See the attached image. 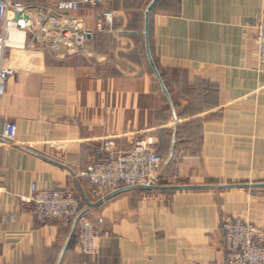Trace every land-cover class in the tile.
I'll list each match as a JSON object with an SVG mask.
<instances>
[{
	"label": "crops",
	"instance_id": "1",
	"mask_svg": "<svg viewBox=\"0 0 264 264\" xmlns=\"http://www.w3.org/2000/svg\"><path fill=\"white\" fill-rule=\"evenodd\" d=\"M23 1L39 10L51 0ZM113 0L112 30L97 11L79 12L85 49L67 53L34 34L12 33L16 73L0 102L17 143L0 138V264H227L222 219L264 225V64L255 23L264 0ZM26 43L25 48L21 46ZM153 137L165 158L159 185L92 196L82 176L104 157ZM62 188L98 224L99 254L83 255L74 224L40 221L22 201L31 185ZM14 215L11 220L10 216Z\"/></svg>",
	"mask_w": 264,
	"mask_h": 264
},
{
	"label": "built area",
	"instance_id": "2",
	"mask_svg": "<svg viewBox=\"0 0 264 264\" xmlns=\"http://www.w3.org/2000/svg\"><path fill=\"white\" fill-rule=\"evenodd\" d=\"M113 0H58L39 10L23 1L0 0V102L7 91L9 79L16 73L10 63L7 50L12 48L13 32L22 30L34 34L41 42L50 41L53 49L61 46L67 53H78L85 49L87 30L81 17L69 15L79 12L84 6L97 11L96 29L111 31L115 14L109 9ZM255 41L258 60L264 64V16L256 21ZM24 42L21 46L25 48ZM0 138L17 143V126L5 121ZM104 157L91 163L82 172L92 185V196L103 199L109 193L124 187L159 185V171L165 158L156 148L153 137H140L133 141L128 150H121L116 139L107 137L102 141ZM22 201L34 204L35 217L40 221L58 220L65 225L74 224L78 230L77 244L81 254H99L98 224L103 218H93L82 211L81 200L62 188H44L31 185V193L22 196ZM11 220L14 215L10 216ZM224 247L228 253L227 264H264V225H255L237 216L222 219ZM211 264V263H209Z\"/></svg>",
	"mask_w": 264,
	"mask_h": 264
},
{
	"label": "water",
	"instance_id": "3",
	"mask_svg": "<svg viewBox=\"0 0 264 264\" xmlns=\"http://www.w3.org/2000/svg\"><path fill=\"white\" fill-rule=\"evenodd\" d=\"M159 0H152L151 3L148 5V7L146 8L145 10V29H144V36H145V44H146V52H147V56H148V59H149V62H150V65L152 67V70L155 74V76L157 77L160 85H161V88L164 92V94L166 96H169L168 92H167V89L161 79V76L158 72V69L156 68V65L153 61V58L151 56V52H150V48H149V24H150V17H151V14L157 4ZM146 188H151V186L149 185H145Z\"/></svg>",
	"mask_w": 264,
	"mask_h": 264
},
{
	"label": "rangeland",
	"instance_id": "4",
	"mask_svg": "<svg viewBox=\"0 0 264 264\" xmlns=\"http://www.w3.org/2000/svg\"><path fill=\"white\" fill-rule=\"evenodd\" d=\"M51 1H54V2H56V1H58V0H51Z\"/></svg>",
	"mask_w": 264,
	"mask_h": 264
}]
</instances>
